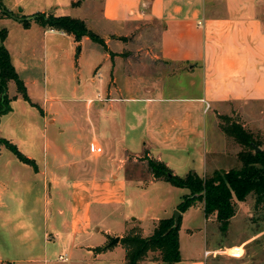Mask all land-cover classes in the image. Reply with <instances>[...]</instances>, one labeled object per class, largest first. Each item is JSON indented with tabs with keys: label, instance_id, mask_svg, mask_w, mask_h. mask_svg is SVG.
Returning a JSON list of instances; mask_svg holds the SVG:
<instances>
[{
	"label": "crops",
	"instance_id": "crops-1",
	"mask_svg": "<svg viewBox=\"0 0 264 264\" xmlns=\"http://www.w3.org/2000/svg\"><path fill=\"white\" fill-rule=\"evenodd\" d=\"M11 1L13 6L3 0L8 8L21 3ZM82 4L71 0L73 8ZM61 5L56 0L41 11ZM87 21L106 47L83 37L81 46L88 42L91 51L81 47L73 69L61 43L72 35L33 23L20 37L25 51L40 46L43 60L34 67V79L53 96L35 110L45 126H57L64 136L45 139L43 151H22L32 163L15 154L29 170H14L0 182V242L7 246L11 238L17 254L35 249L32 256L0 257V262L50 264L60 254L70 259L79 253L89 264H127L120 241L96 247L123 236L133 219L151 234L155 221L173 215L187 192L150 173L147 179L127 177V159L145 157L147 149L176 173H210L233 154L238 159L240 146L227 150L219 120L207 115L227 114L233 103H264V0H102L94 24ZM6 47L23 79L27 66ZM61 75L65 85L59 91L52 81ZM10 86L12 110L1 118L17 114L16 107L35 113ZM40 195L44 200L50 195L52 203L45 202L39 220ZM188 211L182 213L180 248ZM120 245L125 253L116 263L112 255ZM181 254L176 262L139 264H208L205 256L183 255L182 248Z\"/></svg>",
	"mask_w": 264,
	"mask_h": 264
},
{
	"label": "rangeland",
	"instance_id": "rangeland-1",
	"mask_svg": "<svg viewBox=\"0 0 264 264\" xmlns=\"http://www.w3.org/2000/svg\"><path fill=\"white\" fill-rule=\"evenodd\" d=\"M53 1L56 0H43L41 5L38 6L35 5L36 0H21L19 6L12 7L13 9L9 7V9L18 12L25 18H30L33 14L41 12L42 8H50ZM60 1L63 5L56 9H52L55 10L52 11L53 13L68 14L74 17L87 19L89 21H86L91 24H94L95 15L99 13L102 6V0H82L83 4L76 8L71 6V0ZM7 4L13 6L12 4L14 3L13 1L8 0ZM33 23L36 22L31 20L30 24ZM0 27L8 30L6 45L12 49L16 59L20 61L21 64L27 66V71L25 73L23 72V79L26 83L29 96L31 99L33 98L38 102L36 103L32 99L36 105L30 104V106L28 105V102H25L29 108L32 106L34 107L33 111H35V113L28 112V110H25V107H16L17 114L1 118L0 137L10 138L24 153L43 151V146L47 138H53L54 136L63 137L64 134L57 132V126L47 124L45 126L40 120L37 110H35L36 107H41L40 104L42 106L47 104L44 103L46 97L53 98L52 95L45 94L44 91L39 88L41 85L40 80L34 79L36 76L34 67H38L37 64H41L43 60L40 46L35 45L31 52L25 51L21 48L20 37L26 32V30L24 25L17 19L0 16ZM154 36V39L156 40V33ZM74 41V38H70V36H66L61 41L63 48L66 50V55L64 57L70 62L72 69L81 50L78 48L80 45L78 43L75 44ZM81 47L84 51H91V46L88 42H85ZM62 79L63 76L59 79V82L54 79L52 81L55 82V85L57 86L56 89L59 91L63 90V86L65 85ZM10 85V93L13 95L19 94L15 82H11ZM59 94L68 96V93ZM82 97L84 96L81 95V98ZM22 98L23 97H21V99ZM54 103L56 106L59 105L57 102ZM229 108L230 110L227 114L231 115L233 120L243 123L246 128L254 132L255 136L258 135L257 133H261V135L264 136V103H249L244 106L239 103H233ZM208 116L210 120L212 118H217V120H219V116L215 112H210L207 117ZM44 132L46 133L44 134ZM260 139L263 141L262 147H264V137H260ZM225 141L228 143V145H226L227 150L234 148L232 145L235 142L231 137L228 138V136L225 135ZM60 147L64 150L63 142L60 144ZM233 156L235 157L222 162L219 169L240 166L241 162L237 159L236 155L233 154ZM144 159V156H130L127 159L125 166L128 171L134 172L137 177L147 178L149 172L146 168ZM28 167L29 165L20 161L12 150H10L5 144L0 143V182L4 179H9L14 170H19V172L25 174L26 170H29ZM175 188L177 190L189 192V189L185 187ZM36 202L40 204L37 211V216L40 220V218H42L43 205L46 202L48 206H51L52 200L50 195L46 197V200L40 195ZM255 202L256 198L253 194H249L245 200L237 201V213L232 217L228 227L222 229L216 214L207 215L204 210L203 202L197 200L191 208H188L189 211L186 214L184 223L188 228L185 227L182 229L181 248L183 255L193 253L201 255L202 257L205 256L208 264H264V202L259 205H256ZM0 234L2 237L4 236L2 229H0ZM2 237H0V239ZM2 239L4 240V238ZM6 241L8 242L7 246L0 242V257L2 258L11 255L32 256L35 254V249L29 251L23 250L17 254V251L13 249L12 239L7 238ZM240 245H243L244 247L242 248ZM35 248L38 249V246ZM214 248L222 249L223 251H215L213 254L212 250L208 254H205L206 249L210 250ZM124 253L125 250L120 245L118 251L113 252L112 256L116 260L114 262L121 263V258L124 257ZM232 253L235 255H232ZM78 255L80 254L73 253V256H71L69 260L54 259L50 264H89L86 261H81ZM0 264L12 263L8 260H4V262H0ZM16 264L21 263L19 262Z\"/></svg>",
	"mask_w": 264,
	"mask_h": 264
},
{
	"label": "trees",
	"instance_id": "trees-1",
	"mask_svg": "<svg viewBox=\"0 0 264 264\" xmlns=\"http://www.w3.org/2000/svg\"><path fill=\"white\" fill-rule=\"evenodd\" d=\"M0 16L19 20L25 27H28L31 20L39 23L43 27L61 30L74 37L80 45L83 37L88 36L93 41L106 47L105 40L96 32L91 30L86 21L79 17L68 14H56L50 12H37L30 18H25L18 12L7 8L0 0ZM8 30L0 27V119L3 115L12 110V97L9 94V85L15 82L18 93L27 102L36 105L27 92L24 80L19 75L10 51L6 47ZM219 124L226 136L234 140V144H239L240 150L237 153L241 162L240 166L228 169H215L205 175H200L197 171L191 170L185 175L176 173L174 169L164 160L155 156H149L147 149L144 151L145 164L153 179H164L174 185L187 187L189 192L185 193L177 208L181 211L178 224L175 223L174 214L169 217L160 218L155 221V226L151 234L145 235L140 224L129 220V226L120 243L126 249L127 264H139L140 261L162 260L165 262H176L181 260L180 248V228L182 224V213L191 207L197 200L204 204L207 215L216 214L222 229H226L233 216L237 213V201L247 199L249 194L256 198V205L264 202V147L260 136L246 128L240 121L233 120L229 114H220ZM0 143L5 144L19 158L32 163L33 160L25 155L12 140L0 137ZM260 149L257 150L256 147ZM126 175L130 178H140L134 172L128 171ZM147 179V178H145ZM131 223V224H130ZM110 241L104 245L97 246V249L104 250L114 246L118 242Z\"/></svg>",
	"mask_w": 264,
	"mask_h": 264
},
{
	"label": "water",
	"instance_id": "water-1",
	"mask_svg": "<svg viewBox=\"0 0 264 264\" xmlns=\"http://www.w3.org/2000/svg\"><path fill=\"white\" fill-rule=\"evenodd\" d=\"M257 150L260 149L259 146L256 147ZM174 218H175V223L178 224L180 216H181V211L178 208H175L173 211ZM120 240V236H114L111 240V243L118 242Z\"/></svg>",
	"mask_w": 264,
	"mask_h": 264
},
{
	"label": "built area",
	"instance_id": "built-area-1",
	"mask_svg": "<svg viewBox=\"0 0 264 264\" xmlns=\"http://www.w3.org/2000/svg\"><path fill=\"white\" fill-rule=\"evenodd\" d=\"M209 250H206V254H208ZM59 259L67 260L69 259V256L67 254H60Z\"/></svg>",
	"mask_w": 264,
	"mask_h": 264
}]
</instances>
